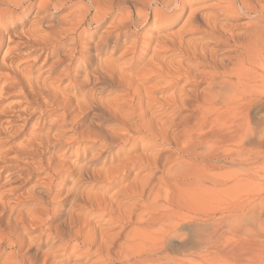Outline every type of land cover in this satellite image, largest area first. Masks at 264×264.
Here are the masks:
<instances>
[{
    "label": "bare ground",
    "instance_id": "1",
    "mask_svg": "<svg viewBox=\"0 0 264 264\" xmlns=\"http://www.w3.org/2000/svg\"><path fill=\"white\" fill-rule=\"evenodd\" d=\"M184 2L0 0V70H9L16 92L39 104L36 116L72 124L67 132L58 130L62 138L41 127L26 142L27 155L51 153L46 177L22 193L26 200L7 194L16 180H0V264H59L81 249L88 264H203L205 250L216 247L221 186L230 190L237 181L233 165L252 162L239 159L238 151L240 157L250 154L254 134L258 152L264 151V0H219L211 12L189 8L180 28L156 37L154 54L131 75L140 62L134 60L139 30L151 20L150 25L168 29L185 12ZM32 11L26 26L16 23L17 12ZM90 27V33L100 32L95 40L83 35ZM83 44L93 53L81 61L83 88L69 99L54 81L66 77L70 82L71 64L83 54ZM21 49L25 55L58 56L55 68L67 63L54 81L42 78L40 70L33 74L21 66L25 56L16 58ZM174 50L182 53L178 59L166 56ZM150 81L152 86L144 85ZM54 106L61 114L51 119L47 108ZM255 108L261 121L253 129ZM79 116L84 123L76 120ZM10 125L0 120V138ZM84 141L92 148L86 161L67 160L64 152L54 157L61 148L72 153ZM1 142L0 167L19 163V147L12 146V153ZM61 171L72 176L64 190L53 179ZM92 214L103 223L93 224ZM30 228H41L36 239L28 238Z\"/></svg>",
    "mask_w": 264,
    "mask_h": 264
},
{
    "label": "rangeland",
    "instance_id": "2",
    "mask_svg": "<svg viewBox=\"0 0 264 264\" xmlns=\"http://www.w3.org/2000/svg\"><path fill=\"white\" fill-rule=\"evenodd\" d=\"M218 1L219 0H185V2H184L185 3V12L180 13V15L178 14L177 17L174 18L175 23L172 24L168 29H163L161 27V25L159 26V24L150 25L152 20L149 22V25H146L145 27L140 29L138 32L139 34L137 36V41L139 42L138 46H137V51H136L137 54L134 55V60L137 59L136 61H140V62H138L139 64L134 70H131V75L134 74V71L136 72V69H138L145 62L147 63V61L150 60V58L152 57L151 54H154V52H155L154 50L158 46V42H156V39L158 37H168V36H170V33H173L176 30H178L180 28V26L182 25V23L184 22V20L186 19L188 12L191 9H193V8L197 9L200 7V8H204L205 11L207 10L209 12L210 10H213L216 8V7L214 8L213 4L215 2H218ZM189 5L190 6L193 5V6L190 7ZM189 8H191V9L189 10ZM67 10L65 9V10L59 11L57 13H54L53 17L54 18L61 17L66 12H68ZM33 11H34V9H33ZM33 11L27 15H24L23 13L17 12L15 15L16 23L18 21V24H21V22L23 21V25L26 26L27 23H29L31 21V17H34ZM18 24L15 26L17 30L19 29ZM105 26L106 25H103V27H101V29L99 31L101 32ZM177 27H178V29H177ZM86 30L87 31H85V33L83 32L84 33L83 35L85 37L87 36V38H89L90 36H93L92 37L93 40H95L97 38L98 34H100L99 31H98V33H90L92 31L91 27L87 28ZM1 32H2V35H3V33H4V35L6 34L5 30L1 31ZM82 46H84V52H83L84 55L83 54H81V56L79 55V58H78L79 61L75 60L76 63L71 64V66H73L71 68L72 73H73V74H71L72 75V79L70 80V82L72 81L71 83L68 82L69 79H67L66 77L64 78L65 81H64V79H62V81L59 79H56V76L60 72V71H58V69L61 68L60 66H63L65 63H67V61H65V62H63V65H59L57 68L53 67L52 64L57 60V57H58L56 55L53 57H48L45 55V53H42L40 56H37L38 53H32L30 55H25V53H24L25 51L21 49V50H19V53H18L16 58H18V56L21 57L22 55H24L25 57L24 56H22V57H24L25 59L22 58L20 60V61H23L22 65H21V63L19 65L26 67V68H29V70L31 69L33 74H35L36 72H38V70H40L41 72H39V73H41L40 75L42 78H44V75H46L45 77L49 78V80H53V79L55 80L56 79L57 81L53 80L54 86L56 84L58 86H61V88H64L65 89L64 93L65 92L66 93L63 96L67 97V98L72 96L71 97V99H72L76 95L75 93L78 92V90L83 88V86L80 85L81 84L80 83L81 74L84 71L81 61L82 60L89 61L88 57L91 56V54L93 53V51L87 50L85 48L86 46L84 44ZM3 50H4V48L1 49V51H0V60L2 57ZM121 51L122 50H120L118 52L121 53ZM118 52L113 54V56L117 57V55L120 54ZM129 54H131L130 56L133 55L132 53H129ZM129 54L126 55L125 57L126 58L130 57ZM167 54H166V56H170V57L173 55L172 57H174L175 59H178L182 55V53L178 52V50L171 51ZM12 55L13 54H11L10 56L13 57ZM32 56H34L35 58ZM102 56H106V55L103 54ZM26 57H28V58H26ZM29 57L33 58L34 60L32 61V59H30ZM83 57H84V59H83ZM25 60H27L26 61L27 63H25ZM20 61H18L17 64ZM142 62H144V63L142 64ZM193 62H194L193 60H187L188 64L193 63ZM30 64H31V66H30ZM75 66H76L77 70H79V72L75 69ZM47 67H48V69H47ZM1 70H3V71H1ZM1 70H0V87L1 86L11 87L12 82H10V81H12L13 78H12V80H10L12 76L11 75H10L11 77L9 76V70L2 69V68H1ZM33 70H35V72ZM81 70H83V71H81ZM75 72H76V74H75ZM5 74H7V75H5ZM49 74L51 77L49 76ZM6 82H7V84H6ZM154 82L155 81H150V82L145 83L144 85L145 86H150V85L152 86V83H154ZM13 89L14 88L11 87V89H8V90L7 89L0 90V100H1L0 102L2 103V104L0 103V105H1L0 106L1 107L0 108V110H1V112H0L1 113L0 114L1 119L0 120L2 122L3 121L4 122H11V125L7 131L8 133L6 132V134H2V136L0 138V140L2 142L1 141L0 142L3 144V148L5 150H6V148H7V150L11 149L12 153H15V152H13V150L15 151V148L18 149V147H19L18 150H21V152H18V150H16V152L19 153L18 159L21 158V155L23 154L22 158L24 159L23 161H25L26 163L24 162L25 163L24 164L22 162V158H21L18 160V162L20 164L22 163L21 165L19 163L14 162L15 164L12 163V164H10L11 166H6V167L1 166L0 167V180L1 181L2 180L7 181L8 183L11 182L12 180L13 181L16 180L15 184H14V182L13 183L11 182L12 187L9 185L6 187V190H8L7 194L10 195L9 196L10 199H12V200L17 199V202L21 203L22 201L26 200L25 198L24 199L22 198L23 197L22 195H24V197H25L27 195V193H29L27 191H30L32 186L35 185L36 183H38V181H39V183L43 182V178L46 177V175L45 176L43 175L44 174V170H43L44 164L46 163V160L51 155V153L48 152L47 150L41 152L40 154H39V152H36L34 154L31 153V155H27V154H30L28 152H31V151H29V148L27 147L28 146L27 143L30 142V138H32L34 134H37L36 132L39 131V129L41 127H42V129H40V130L48 131L50 136H52V137L55 136V138H56V136H58V134L60 135L61 131L67 132L66 130H69L72 127V124L68 121L66 123V125H63V124L61 125L62 122H60L61 121L60 119H55V120L51 121V123H49L46 120L44 121L43 118H39V116H36L38 114L35 113L37 110L40 109L39 104L36 105V103L33 102L34 100L33 101L31 99L28 100L29 97L28 96L25 97L23 95V93L21 94L20 90H19L20 92H16L18 89H14V90ZM4 90H5V92H4ZM13 91H15V92H13ZM11 92H13V93H11ZM72 92H74V93H72ZM154 95H159V92H155ZM35 98H36V96H35ZM38 99L42 100L39 97H38ZM32 107H34V108L32 109ZM24 108H25V110H24ZM47 109H48V112H49L51 119H52V117L54 118L55 116L61 114V110H60L61 108L60 107L54 106V107H48ZM18 110H19V112H17ZM15 111L17 112L18 116L16 115ZM25 111H28V112L26 113ZM29 112H32V113L28 114ZM57 112H59V113H57ZM260 113L257 112L256 108L253 110V116H252V120H251V125H252L253 129L258 128L257 126H259V124H260V121H261V119L259 118ZM26 115L28 116V118ZM9 116L11 118H9ZM4 119H6V121ZM56 120H58V121L56 122ZM76 120L79 121L80 124L84 123L83 121H80L81 120L80 116L77 117ZM41 122H42V124H41ZM52 122H53V124H52ZM46 123L50 126H48ZM21 126H23V127H21ZM13 127H15V128H13ZM67 127H69V128H67ZM32 128H34V129H32ZM35 128H37V129H35ZM45 128H47V130H45ZM56 129H57V131H56ZM58 130H61V131L58 132ZM29 131H30V133H29ZM13 133L15 135H13ZM59 137L62 138L63 136L60 135ZM256 137H257L256 134H254L250 137L249 145L251 144L253 148L251 149L249 155H247L245 157H242V156L240 157V155L242 154L241 153L242 151H238V154H240L239 159H245L246 157H248V158H252V162L251 163L237 162L235 165H233V170L235 172L236 177L239 180L237 179V181L235 182V184L232 186V188L230 190H227L225 188V186H221V189L222 188L223 189H222V192L220 194L221 199L219 200V207L221 209V212L219 214L220 220H219V229H218V242H217V245L215 248L211 247V248H207L205 250V252L203 253L204 254L203 264H264V151L262 154H260L258 152L256 145H257V142L259 141V138L258 137L256 138ZM28 138H29V140H28ZM5 144H6V147H4ZM78 144H77L78 148L76 147L77 145H75L74 148L72 149L73 150L72 153H70L68 151L65 152L64 148H61V149H59V151L57 150L56 153H54L55 154L54 157L57 156L56 158H58L59 156L64 155V153H66L67 155L65 154V157L67 160L73 159V160L78 161L79 164L86 161L87 159L90 158V155H91V151H90L92 149L90 146L91 144L89 141H88V143L86 141H84V142H80ZM12 146H14L15 148ZM16 146H18V147H16ZM25 147H27V148L25 149ZM27 149H28V152H27ZM11 150H9V151H11ZM24 150L26 151V153ZM22 151H24L25 154ZM76 151H77V154H76ZM33 155H35V156H33ZM40 159H41V161H40ZM30 161H32V162H30ZM28 164L30 165V167L28 166ZM41 164H43V165H41ZM101 164H102L101 161H99L96 163L95 166L100 167ZM38 166H41V167H38ZM25 169H26V171H25ZM37 169H39V170L37 171ZM223 170H225V169H222V171ZM26 172H28V174H26ZM7 173H8V175H7ZM19 173L21 174V176ZM18 175L20 176V178ZM23 175H25V176L30 175V176H28L29 180L25 179V176L23 177ZM14 176H16L17 178H15ZM59 176L58 177L53 176V179H55L56 184H58V188L62 189V190H64L65 188H68V186H69L68 183H69V180L71 179L72 176L66 171L65 172L61 171ZM10 177H12V179H10ZM13 177H14V179H13ZM21 179H23L24 181ZM17 180L20 182L22 181V182L20 184H18V183H16ZM35 180L37 182H35ZM67 180H68V182H67ZM59 186H62V188ZM9 189H13V190L9 191ZM115 189H116V187L114 188V190ZM95 190H97V188H95ZM23 192H25L26 195L22 194ZM111 192H112V190H111ZM14 194H16V195H14ZM11 196H13V197L11 198ZM59 198L60 197L56 198L57 201L55 200L57 210H60V208L62 207L60 205V203H58V201L61 199V198L60 199ZM21 199H23V200L21 201ZM56 213H59V212H56ZM85 215L88 216V214H85ZM91 216L93 218V222H92L93 224L103 223L102 222L103 220L100 218L99 214H92ZM40 232H41V228H36V229L30 228L27 236H28V238H33L35 236L34 239H36L38 237V235L36 236V234L37 233L39 234ZM81 250L73 252L72 255L69 256L67 261H65V262L59 261V264H74V263L75 264H81V263L83 264L86 262L89 263L90 261L88 259H86V257L88 258V256H86L85 254H82ZM6 252H7V250H6ZM81 255H83V256H81ZM2 261H3V258L0 259V262H2ZM88 263H86V264H88Z\"/></svg>",
    "mask_w": 264,
    "mask_h": 264
}]
</instances>
